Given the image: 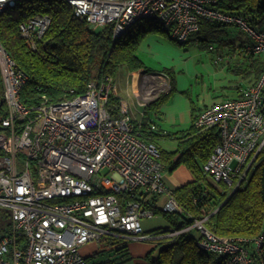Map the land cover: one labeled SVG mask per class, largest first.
<instances>
[{
  "label": "built area",
  "instance_id": "obj_1",
  "mask_svg": "<svg viewBox=\"0 0 264 264\" xmlns=\"http://www.w3.org/2000/svg\"><path fill=\"white\" fill-rule=\"evenodd\" d=\"M17 1L0 0V15ZM67 1L76 17L96 28L113 24L115 35L140 19L162 23L179 42L196 33L203 18L236 24L252 39L248 50L264 53V31L220 10L218 0ZM50 24L49 16H36L20 32L36 49ZM0 66L7 109L0 125V222L6 228L0 232V264H88L80 249L91 241L105 249L107 238L148 241L184 234L224 258V264H264L263 235L253 248L244 238L220 237L206 227L205 209L202 218L179 229L145 232L143 221L158 216L146 204L147 195L164 196L162 211L182 208L175 189L167 186L160 147L135 131L129 104L117 94L113 77L92 80L81 95L58 100L44 95L29 109L21 100L28 74L1 42ZM155 77L164 79L163 74H143L129 87L142 114L167 89V82ZM111 94L121 98L118 114L109 105ZM195 125L218 127L219 142L203 168L219 183L233 185L240 178L237 188L264 145V72L256 84L241 87L238 97L203 108Z\"/></svg>",
  "mask_w": 264,
  "mask_h": 264
},
{
  "label": "trees",
  "instance_id": "obj_2",
  "mask_svg": "<svg viewBox=\"0 0 264 264\" xmlns=\"http://www.w3.org/2000/svg\"><path fill=\"white\" fill-rule=\"evenodd\" d=\"M217 7L244 18L254 29L264 31V0H218ZM40 14L49 16L51 24L44 36L39 41L37 39V49L33 50L21 35L20 23ZM228 26L234 29H228ZM243 32L245 31L236 24L218 23L203 18L200 20L199 30L187 41L179 42L171 38L162 23L154 19H140L132 23L123 34L115 35L112 25L92 28L86 20L76 17L66 0H21L12 11L0 17V41L15 63L28 74L21 89V100L29 109L38 106L44 95L50 100H58L84 94L92 80L106 77L115 79L122 67L130 71L145 68L138 50L153 35L172 39L178 45H186L191 37H195L197 44L204 47L215 36L224 34L215 49L213 46L209 47L213 51L211 57L216 64L224 65L227 72L241 77V82L245 84L242 87L256 84L264 72V53L248 50L252 39L245 32L249 36L246 38ZM165 74L171 81L175 77V72L171 69L165 70ZM120 101L118 95H110L112 112H118ZM6 112L0 69V125ZM197 116L191 128L182 135L170 134L179 139L178 150L167 152L160 148L165 169L173 172L185 165L194 175L191 182L175 189V198L182 211H162L155 207L158 196L147 195L146 204L153 207L157 214H162L171 229H179L194 219L202 218V210L205 209L209 215L206 227L210 231L220 237L244 238L248 240L245 245L253 248L254 240L264 235V145L239 186L235 189L240 178L233 185L220 182L223 185L221 190L207 179L208 175L203 168L219 142V129L215 126L206 130L196 127ZM134 123L135 131L144 140L157 144L162 135L153 129L154 122L145 117L141 122ZM168 230L169 228L160 233H167ZM4 231V223L0 222V232ZM120 239L123 237L107 238L104 246L109 247ZM125 249L123 246L116 251L123 253ZM156 249L158 251L154 256ZM145 262L224 264L225 260L202 250L194 238L184 234L176 239L157 240L156 247L145 256ZM93 264L119 263L108 259Z\"/></svg>",
  "mask_w": 264,
  "mask_h": 264
},
{
  "label": "rangeland",
  "instance_id": "obj_3",
  "mask_svg": "<svg viewBox=\"0 0 264 264\" xmlns=\"http://www.w3.org/2000/svg\"><path fill=\"white\" fill-rule=\"evenodd\" d=\"M10 11H12V9H8L6 13ZM89 26L92 27L90 24ZM92 28H96V27H92ZM227 28L231 29L232 26H228ZM232 29H234V27ZM243 34L245 35L246 38H249V36H247L245 32H243ZM222 35L224 34H219L218 36H215L213 40L209 42L207 46H204V47H201L200 45L197 44L198 41L197 39H195V37H191L190 41L186 45H178L177 43L175 44V41H173L172 39H166L165 37L161 35H154L159 38V41L164 43L163 45L170 47V48L175 47L174 49L178 47L179 53L177 55V58H175V61L178 62L180 61V58H182L183 63L177 66V68L179 69H177L176 67L175 68L180 73L179 76H181L182 79H185L186 82H189L190 84H188L186 87H180L181 84L178 80H176V76H175L171 82L172 90L169 93L164 94L160 98H158L147 109V112H146L147 120L151 122H155L156 121L155 119L157 118L156 115L159 114V110L161 106L164 104H167L168 102H173L174 97L176 95H179L180 98L183 97L186 103V106L187 107L190 106L191 112L188 114H192V116L196 115L198 113V110H200L201 107L207 104L208 98L207 96H204V92L207 93L209 88L205 89L204 87H202V85L207 82H215L216 80L215 76L211 73V71L206 66L208 64L209 65L212 64L210 55L213 56L212 55L213 51H211L209 47L213 46L215 49L218 46V40L222 39ZM32 49L35 50L34 48ZM159 65L167 69L169 67V59H162L159 62ZM171 70H173L174 72L176 71L174 68ZM160 72L165 73V70H160ZM226 72H227V69H226ZM227 73L231 75L233 74L229 72ZM138 77H139V80H143V73L137 72V70L130 71L128 70V68L122 67L120 71L117 73V75L115 76V82L117 85V94L121 95L125 99H128L126 97V92L124 91L127 90L128 85H130L131 82H133V79L137 80ZM232 82H239V81H237L236 78L232 77ZM242 85H245V84L242 82ZM228 91H231V90L229 89ZM222 93L226 94L225 91H223ZM135 115L136 116L131 117L133 124H135L134 123L135 121L141 122L143 118L142 114H135ZM156 132L162 135L158 139L157 144L163 150L167 152H175L176 150H178L180 146L179 139L175 138L174 136H170V134L171 135L176 134V136H180L182 135L183 132H185V130L172 129L171 131H167L164 128H158L156 129ZM165 134H169V135H165ZM263 139H264V136L262 137V140ZM169 172L170 170L167 169L166 177H168V180H170V173H172V172L170 173ZM207 179L210 180L219 189L221 190L223 189V185L215 181L210 175H208ZM8 221L9 220H6V223ZM155 229H158V228H155ZM152 230L153 229L148 230V231L145 230V232L150 233ZM160 231H157V233ZM89 245L90 246L86 249L85 253H84L85 247H81L80 249L81 254L88 260L87 261L89 262L88 264H93L94 262H100L102 260L106 261L108 259H113L119 264H131L132 262L136 260L137 257L147 256L148 253L156 247L157 240L142 241V240L135 239V238H123V239H120L117 243L103 250L99 249V247L97 246V243L94 241H91ZM123 246H125L126 248L123 253L116 251L118 248L123 247ZM135 246H136V250L139 253L133 251V248ZM157 251L158 249H156L154 256H156Z\"/></svg>",
  "mask_w": 264,
  "mask_h": 264
},
{
  "label": "crops",
  "instance_id": "obj_4",
  "mask_svg": "<svg viewBox=\"0 0 264 264\" xmlns=\"http://www.w3.org/2000/svg\"><path fill=\"white\" fill-rule=\"evenodd\" d=\"M163 44H164L163 42L159 41L158 37L154 35L149 36L141 44L138 50V56L140 60L145 64V67L149 71H152V72H160V70H169V69L174 68L176 70L175 71L176 80H178L181 84L180 87H186L190 83L186 82L185 79H182V77L179 76L180 73L177 70L179 69L177 68V66L183 63V59L180 58V61L178 62L175 61V58H177V55L179 53L178 47L174 49L175 47L170 48ZM162 59H169V67L167 69L159 65V62ZM211 60H212L211 62L212 64L211 65L208 64L206 66L211 71V73L215 76L216 80L215 82H207L202 85V87H204L205 89L209 88L210 91L208 90L207 93L203 91L204 96H207L208 101L206 105H204L203 107H201L200 110H198V113L196 115H198L202 111L203 108L207 107L208 105L214 104L215 102H218L223 98L238 97L240 95V89L243 86L241 82V77H237L234 74L232 75L228 74L226 72V67L224 65L221 66L222 64H219V63L216 64L215 60H213V57H211ZM161 74H163L164 76L163 80H160L157 77L155 78L159 82H167V85H166L167 89H165L166 91L162 93L160 97L164 94L169 93L172 90L171 79L168 78L165 73L161 72ZM232 77L236 78V80L239 82H232ZM130 85H128L127 90L124 91L126 92V97L128 99H125L121 95L120 96L122 97V100L128 102L129 107H130V115L131 117H134L136 116L135 114H142V113L140 112L141 111L140 106H138L140 111L137 110L136 108V106L138 105L137 96L130 95V90H129ZM229 89L231 91H228ZM223 91H225L226 94H223L222 93ZM146 112H147V109H146ZM146 112L142 114V115L145 114V117H146ZM190 112H191L190 106L189 107L186 106V103L183 97L180 98L179 95H176L174 97L173 102H168L167 104H164L161 106L159 110V114L156 115L157 116V118L155 119L156 121L152 123V126H155V130L158 128H164L167 131H171L172 129L187 130L189 127L192 126L194 118L196 116V115L192 116V114H188ZM166 172H167V168L165 169V180H166L167 186L171 189H176L177 187L185 185L194 179L193 173L185 165L179 166L172 173L169 172L170 180H168V177H166ZM163 200H164V196L159 195L157 198V203H156V206L158 208H159V205L163 204ZM143 226H144V230L146 231L153 229L151 232H157L160 230L162 231L170 227L169 223L163 217L162 214H158L157 217L152 218V219H145L143 221ZM155 228H158V229H155ZM90 243L84 244L82 246V247H85L84 253L86 249L90 246L89 245ZM97 246L99 247V249L102 250V248L98 244ZM133 251L139 253L136 250V246L133 248ZM131 264H146L145 256L137 257L136 260L132 262Z\"/></svg>",
  "mask_w": 264,
  "mask_h": 264
},
{
  "label": "bare ground",
  "instance_id": "obj_5",
  "mask_svg": "<svg viewBox=\"0 0 264 264\" xmlns=\"http://www.w3.org/2000/svg\"><path fill=\"white\" fill-rule=\"evenodd\" d=\"M21 0H18L16 3L14 2L13 4H12V7H9V9H13V8H15L16 6H17V4L20 2ZM67 1V0H66ZM68 2V1H67ZM69 3V2H68ZM70 4V3H69ZM71 5V4H70ZM72 6V5H71ZM8 10V9H7ZM7 10L4 12V13H2L1 15H0V17L3 15V14H6V12H7ZM40 15H42V14H40ZM40 15H37V16H40ZM43 16V15H42ZM36 17V16H35ZM32 18H34V17H32ZM32 18H29V19H27V20H25V21H23V22H21L20 23V27H21V25L22 24H24V23H28V20H30V19H32ZM108 25H112V27H113V31H114V25L113 24H107L106 26H108ZM125 32V31H124ZM123 32V33H124ZM122 33V34H123ZM114 34H115V32H114ZM24 40L26 41V43L28 44V42H27V40L24 38ZM38 41H39V39H38ZM38 41L36 40V46H38ZM1 42V41H0ZM2 44V43H1ZM3 45V44H2ZM28 46H29V44H28ZM3 47H5L4 45H3ZM30 47V46H29ZM31 48V47H30ZM6 49V48H5ZM36 49H37V47H36ZM35 49V50H36ZM7 50V49H6ZM8 51V50H7ZM8 53H9V51H8ZM10 54V53H9ZM11 56V55H10ZM12 57V56H11ZM0 69H1V66H0ZM137 72H141V73H143V74H149V75H155V74H161V72H152V71H149L146 67L145 68H141L139 71H137ZM2 73V72H1ZM138 76V75H137ZM146 77H149V76H146ZM3 78V77H2ZM147 79H149V78H147ZM150 79H152V77H150ZM152 103H154V102H151L147 107H146V109H148L149 107H150V105L152 104ZM113 114H118V112L117 113H114L113 112ZM142 120L144 119V117H145V114L144 115H142Z\"/></svg>",
  "mask_w": 264,
  "mask_h": 264
},
{
  "label": "water",
  "instance_id": "obj_6",
  "mask_svg": "<svg viewBox=\"0 0 264 264\" xmlns=\"http://www.w3.org/2000/svg\"><path fill=\"white\" fill-rule=\"evenodd\" d=\"M3 102V101H2ZM249 171V170H248ZM236 189V188H235ZM235 189L233 190V191H235ZM233 194V192L230 194V196L228 197V199L231 197V195ZM222 206H220V208H221ZM219 208V209H220Z\"/></svg>",
  "mask_w": 264,
  "mask_h": 264
}]
</instances>
